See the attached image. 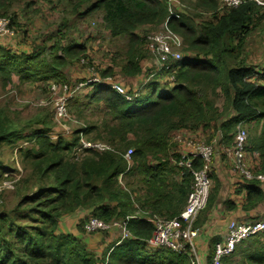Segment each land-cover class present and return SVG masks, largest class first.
<instances>
[{
  "label": "trees",
  "instance_id": "obj_1",
  "mask_svg": "<svg viewBox=\"0 0 264 264\" xmlns=\"http://www.w3.org/2000/svg\"><path fill=\"white\" fill-rule=\"evenodd\" d=\"M22 1L0 0V17L8 18L11 28L19 17H9L8 10L12 3ZM177 1L186 6V11L179 20L170 21L169 26L182 38L184 56L173 65V73L161 68L159 72L172 80L161 86L159 93L156 90L160 84L153 81L145 82V92L132 94L129 101L110 85L92 86L87 94L72 102L70 111L84 126L69 141L53 136L54 124L46 110L18 124L0 107V148L3 144L12 146L13 161L19 160L18 166L22 167L14 189L17 202L10 210H0V264H188L186 257L169 249L146 245L154 228L140 214L138 219L128 222L132 239L123 240L101 260L79 240L58 233L59 220L78 210L89 209L87 219L104 223L135 216L132 196L122 181L133 170L147 192L151 189L158 202H168L167 210L175 203L185 206L192 178L187 170L173 164L179 158L174 132L201 131L208 137L209 142L203 139L207 145L217 138L224 154L233 146L238 124L249 120L262 122L261 134L252 132L246 151L250 145L258 153L259 168L255 174L264 173V76L252 73L240 60L246 41L264 20V8L251 1L230 10L221 9L218 0ZM84 6L85 14H101L102 24L112 38L127 39L120 70L123 76H141L147 58L142 40L148 30L159 28L169 17L166 0H76V8ZM59 37L60 41L52 46H36L28 54H18L0 45V88L4 90L10 85L14 76L20 84L65 83L62 70L86 55V50L71 42L64 44L65 33ZM101 76L111 77L112 71H103ZM230 113L233 116L223 121ZM80 135L108 144L111 150L84 152L75 160ZM129 149L132 168L124 159ZM148 159L165 161L152 176ZM8 170L20 173L16 166L8 168L0 163V178ZM211 170L212 166L206 208L197 217L195 229L205 222V214L215 205L221 188ZM171 176H181L182 182L168 191L165 183ZM249 183L257 186V181ZM259 196L258 189L250 188L248 206L262 201ZM144 206H139L142 212ZM181 210L169 217L146 211L148 217L169 220ZM122 246L124 251H118ZM253 260L264 264V245Z\"/></svg>",
  "mask_w": 264,
  "mask_h": 264
},
{
  "label": "rangeland",
  "instance_id": "obj_2",
  "mask_svg": "<svg viewBox=\"0 0 264 264\" xmlns=\"http://www.w3.org/2000/svg\"><path fill=\"white\" fill-rule=\"evenodd\" d=\"M169 1L170 0H166V4ZM175 1L176 2H171L172 11L177 12L179 15L185 13L186 6H183L177 0ZM259 1L263 2V0ZM218 3L221 5L220 0H218ZM86 7L87 6H84V8H76V0H23L22 2L12 3L7 15L10 17L13 14H20V19L17 20V24L12 26V28L10 27V22L8 21V33L0 37V44H3L4 46L14 44L15 48L9 49L18 54L24 52L25 50L30 53V51L34 50L33 48L36 46H52L54 43L60 41L59 35L65 33L66 40L64 41V44L71 42L74 45L79 44L80 46H84L86 55L80 56L77 61L72 64H68L67 67L62 70L63 75L65 76V83L63 84L75 87L82 82H85V80H87L85 79L86 77L81 76L80 78H77V75L79 72H81V74L87 73L89 69H93L94 74H96L100 79L115 77L116 85L118 84L117 81L124 84V76L120 70L123 65V56L127 51V39L112 38L102 24L101 14L99 12L85 14ZM263 11L264 9H262V12ZM0 18L8 20L6 17ZM36 20L37 22H35ZM152 31L153 30L148 32V36L155 32ZM13 37H16L13 39L15 42L9 40ZM255 40L256 34L250 37L249 43L254 42ZM142 42L143 49L147 53V58L142 65L143 73L141 80L143 81L140 87L142 92H144L142 85L144 82H157L160 84L156 90L159 93L161 91V86L164 84L167 85L171 79H168V76H165V74L163 75L160 72H157L161 67L160 62L146 49L147 39H143ZM182 56H184L183 50ZM84 57L86 59H83ZM82 61L84 63H82ZM107 70L112 71V76L105 78L102 77L101 73ZM50 84L57 83L49 82L46 86L35 81L20 84L18 78L14 76L10 85L4 88V90L0 88V107L7 110L9 116L18 124L22 121L33 118L40 110H46L51 113L52 122L54 124L53 136L55 138L60 137L69 141L71 136H73V133L84 126V123L71 113L70 107L72 106V102L74 100H79V98L87 94L90 89L87 85H85L83 88L78 90L73 97L69 99L67 118L65 120L57 121L56 123L53 117L54 96H52L49 91ZM129 88L130 90L135 89L137 91L139 90V85L136 87L130 86ZM247 128L245 127L248 136L250 129ZM207 138L206 134H203L202 139L209 142ZM83 139L88 142H93L84 137ZM212 146L216 147V143L214 142ZM13 149L14 148L8 144H3L0 148V163L8 168L16 166L20 172L13 173L9 176L8 170L0 178V210L12 209L18 200V198L14 196V189L15 184L21 177L22 170L20 169L22 167L20 168V166H18L20 164L18 162L19 160L13 161L15 158V151ZM224 159H228L226 153ZM251 167L253 168L252 163ZM236 176L239 177V175ZM5 181L12 182L11 188H3L2 183ZM87 217H83V220L78 222L79 226H82L81 223H83ZM107 233L108 232L97 233L102 237L103 243ZM263 235L264 234L261 236ZM103 243L101 244V242H99L98 244L103 245ZM105 248L103 250H105ZM124 249L125 248L122 246L118 249V251L121 252L124 251Z\"/></svg>",
  "mask_w": 264,
  "mask_h": 264
},
{
  "label": "built area",
  "instance_id": "obj_3",
  "mask_svg": "<svg viewBox=\"0 0 264 264\" xmlns=\"http://www.w3.org/2000/svg\"><path fill=\"white\" fill-rule=\"evenodd\" d=\"M247 1L254 2L257 6L264 8V1L261 2L259 0H220V8L223 10L236 9ZM171 2L176 1L170 0L166 4L169 17L164 24L153 30L155 32L150 36H148V32L151 30H148L145 34V38L147 39L146 49L160 62V70L164 68L166 71L173 73V65L180 62L183 58L182 50L184 44L182 38L174 33L169 26L170 21L179 20L180 18L177 12L172 11ZM7 24L8 20L0 18V37L8 33ZM82 63L84 62L82 61ZM88 73L90 77L87 78L85 82L75 87L68 84H50L49 91L51 95L54 96L53 117L56 123L57 121L67 118L69 99L73 97L78 90L85 85L89 88L99 84L106 85V83L111 80V78L100 79L94 74L93 69H89ZM261 73L264 76V70ZM170 79L172 80V77H170ZM130 99V97H126V100L129 101ZM245 127L246 125L244 122L236 126L233 146L230 150H224V152L227 154L231 164V170L234 174L239 175L244 181H257L264 184V173L255 174L256 168L254 166L253 168L251 167L250 158L246 151L248 136ZM173 142L177 147L176 152L179 156L174 164L178 168L187 170L192 178L190 193L188 194L184 208L172 219L166 220L156 216L141 217L144 221L151 223L154 228L152 237L145 243L149 248H166L179 256L189 257L192 260V264H200L195 256L196 249L194 240L197 237V232L194 229V224L199 214L206 208L211 188V180L209 178L210 169L213 161L219 158L220 154L218 153L217 147L205 144L202 138L197 137L191 139L177 134L174 135ZM214 142L217 146L218 139ZM109 150H111V147L108 144L102 142H88L80 135L79 147L75 155V160L84 152L93 151L96 153H104ZM131 154L132 151L130 149L124 154V159L128 163H130ZM197 164L198 167L196 166ZM8 173L9 176L13 174L10 172ZM2 185L3 188L9 189L12 186V182L5 181ZM138 218L139 216L126 217L124 220H115L109 224L95 218H88L82 224V228L87 234L118 230L120 240L123 241L132 239L128 229V222ZM263 233L264 216L262 219L250 223L232 222L223 240L214 245L211 264H221L224 258L234 253L239 243Z\"/></svg>",
  "mask_w": 264,
  "mask_h": 264
},
{
  "label": "crops",
  "instance_id": "obj_4",
  "mask_svg": "<svg viewBox=\"0 0 264 264\" xmlns=\"http://www.w3.org/2000/svg\"><path fill=\"white\" fill-rule=\"evenodd\" d=\"M84 8V7H83ZM83 10V9H81ZM80 10V11H81ZM20 19V14H18ZM37 22V20L35 21ZM256 34V40L254 42L249 43L250 37ZM244 45L243 51L240 53V60L243 62V65L251 70L252 73H261L264 70V20L260 23V25L255 29V31L251 34ZM17 37V36H16ZM15 37V38H16ZM23 37V36H22ZM13 42H15L13 39ZM24 39V37H23ZM4 46L3 44H0ZM79 45V44H78ZM7 48H15L14 44L5 46ZM31 52V51H30ZM23 53H29L25 50ZM143 73V68H142ZM86 77L85 79L89 78V73H78L77 78ZM142 76V75H141ZM141 76L136 78H126L124 84L120 83L116 85L115 77L112 78L107 85H110L120 91L126 97H131L132 94L134 96H138V94H142L145 92L144 90V83L143 90H141ZM139 85V90H130V86H137ZM90 89V88H89ZM131 91V92H130ZM140 92V93H139ZM233 116V113H230L227 118L223 121H228L230 117ZM262 122H256L255 120L248 122H244L247 129H250V133L248 135V139L254 135H260V125ZM259 124V126H257ZM257 126V128H256ZM180 134L186 138L195 139L197 137L202 138L203 134L201 131L197 132H187V131H178L174 132L172 136ZM217 138H215V141ZM217 150L220 154L219 158H216L212 164V172L213 174L219 179L221 183V188L218 194V198L216 200L215 205L211 207V209L205 214V222L201 226H197L195 229L197 232V237L194 240V245L196 249V258L199 260L200 264H211V258L214 250V245L217 242L223 240L226 235L227 229L232 222L237 223H250L255 222L263 218L264 216V184L257 182L256 185H252L248 181H244L240 179L236 174H234L231 170L230 161L227 159L225 160V152L223 154V149L216 146ZM249 151L247 155L250 158L251 163L256 168H259V156L256 151H252L250 145L248 146ZM176 151V149H175ZM175 153V152H174ZM177 153V152H176ZM222 154V156H221ZM173 159V158H170ZM161 162H165L164 159L160 161H154L148 159V166L151 168L152 172L150 175H154L157 167ZM175 162V161H174ZM174 164V163H173ZM175 165V164H174ZM176 166V165H175ZM129 167H133L129 163ZM177 167V166H176ZM178 168V167H177ZM169 180V179H168ZM122 181L126 183L127 191L132 196V203L133 208L136 211L135 216L148 217L149 212H153L155 214L169 217L172 214H177L182 207L184 206L183 203H180L179 206L174 204V207L171 210H167L166 207L168 206V202L159 201V198H154V195L150 189V192L146 191V186L140 184V177L138 173L133 170L132 174L123 176ZM182 178L181 176L175 177L171 176L169 182L165 183L168 187V191L171 190V187L176 186L179 187L181 185ZM146 185V184H145ZM256 188L260 191V195L263 198L262 201L258 202V204H253L252 207H249L247 204V197L249 194L250 188ZM175 197L176 195L173 194ZM259 196V198H261ZM145 204L143 208V212L139 206ZM148 210V211H146ZM204 212L201 213V215ZM91 214V210L83 209L78 210L73 214L65 215L59 220L58 224V233L71 236L77 240H79L88 250V252L92 253L96 259L101 260L104 254L107 252L108 255L111 250L119 246L121 244L120 234L118 230H111L107 233V236L104 238V243L102 241V237L97 233H93L95 235L87 234L85 232L79 231V221L83 220V217H87ZM259 234L255 237H251L246 241L239 243L234 253L226 257L222 260L221 264H256L253 263L254 256H256L257 251H259L260 247L264 245V235ZM99 236V237H97ZM261 236V237H258ZM101 242L103 245H99L98 243ZM146 242V241H145ZM106 247V248H105ZM105 248V250H103ZM179 256V255H178ZM186 257L187 263L192 264V260L187 256Z\"/></svg>",
  "mask_w": 264,
  "mask_h": 264
}]
</instances>
